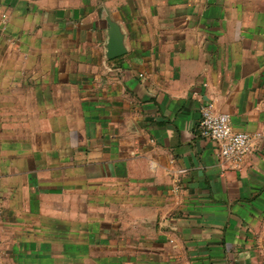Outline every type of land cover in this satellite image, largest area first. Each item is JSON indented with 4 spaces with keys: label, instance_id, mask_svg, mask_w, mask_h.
<instances>
[{
    "label": "crops",
    "instance_id": "crops-1",
    "mask_svg": "<svg viewBox=\"0 0 264 264\" xmlns=\"http://www.w3.org/2000/svg\"><path fill=\"white\" fill-rule=\"evenodd\" d=\"M0 264H264V0H0Z\"/></svg>",
    "mask_w": 264,
    "mask_h": 264
},
{
    "label": "built area",
    "instance_id": "built-area-1",
    "mask_svg": "<svg viewBox=\"0 0 264 264\" xmlns=\"http://www.w3.org/2000/svg\"><path fill=\"white\" fill-rule=\"evenodd\" d=\"M200 112L201 136L217 143L220 157L233 167H239L254 149L253 141L259 134L233 129L229 115L215 112L210 103L203 105Z\"/></svg>",
    "mask_w": 264,
    "mask_h": 264
},
{
    "label": "water",
    "instance_id": "water-1",
    "mask_svg": "<svg viewBox=\"0 0 264 264\" xmlns=\"http://www.w3.org/2000/svg\"><path fill=\"white\" fill-rule=\"evenodd\" d=\"M109 41H108V57H115L122 54L125 50L122 45V36L117 27L109 24L108 27Z\"/></svg>",
    "mask_w": 264,
    "mask_h": 264
}]
</instances>
